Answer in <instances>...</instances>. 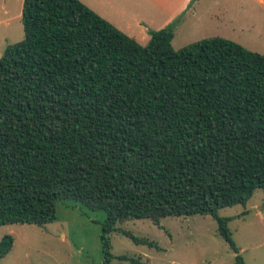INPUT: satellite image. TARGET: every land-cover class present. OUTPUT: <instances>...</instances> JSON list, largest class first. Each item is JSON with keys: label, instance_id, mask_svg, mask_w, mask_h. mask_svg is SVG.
I'll return each instance as SVG.
<instances>
[{"label": "trees", "instance_id": "1", "mask_svg": "<svg viewBox=\"0 0 264 264\" xmlns=\"http://www.w3.org/2000/svg\"><path fill=\"white\" fill-rule=\"evenodd\" d=\"M178 20L142 46L79 0H23L0 57V226L101 210L110 264L118 222L210 216L245 264L218 211L264 195V56L220 37L174 50Z\"/></svg>", "mask_w": 264, "mask_h": 264}, {"label": "rangeland", "instance_id": "2", "mask_svg": "<svg viewBox=\"0 0 264 264\" xmlns=\"http://www.w3.org/2000/svg\"><path fill=\"white\" fill-rule=\"evenodd\" d=\"M23 0H0V57L23 38ZM112 25L142 46L148 31H158L179 18L172 47L179 50L206 38L220 37L264 56V0H92ZM103 14V15H104ZM105 16V15H104ZM231 218L227 227L245 264H264V195L256 190L245 206L218 211ZM106 214L72 201L56 206V220L43 227L0 226V242L13 239L0 264H102L101 226ZM111 232L110 264H130L119 256L146 264H234L235 254L218 234L210 216L164 217L116 223ZM122 232L152 243L137 245Z\"/></svg>", "mask_w": 264, "mask_h": 264}, {"label": "crops", "instance_id": "3", "mask_svg": "<svg viewBox=\"0 0 264 264\" xmlns=\"http://www.w3.org/2000/svg\"><path fill=\"white\" fill-rule=\"evenodd\" d=\"M80 2H82L85 6H87L89 9H91L93 12H95L96 14H98L100 17H104V18H109L106 14H102V13H100L98 10H96V8H94V6L92 5V3H91V1L92 0H79ZM109 22H111V21H109ZM113 26H115V27H117L115 24L113 25ZM128 36V35H127ZM130 37V36H129ZM132 38V37H131ZM134 40H135V38H133ZM136 41V40H135ZM137 42V41H136ZM138 43V42H137ZM139 44V43H138Z\"/></svg>", "mask_w": 264, "mask_h": 264}]
</instances>
